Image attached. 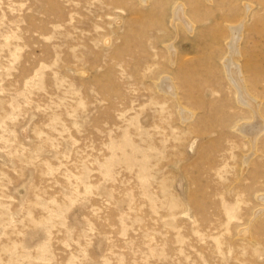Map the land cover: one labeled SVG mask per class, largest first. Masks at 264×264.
<instances>
[{
	"label": "rangeland",
	"instance_id": "374dc122",
	"mask_svg": "<svg viewBox=\"0 0 264 264\" xmlns=\"http://www.w3.org/2000/svg\"><path fill=\"white\" fill-rule=\"evenodd\" d=\"M207 2L0 0V264H264V132L223 68L241 28L264 123V0Z\"/></svg>",
	"mask_w": 264,
	"mask_h": 264
},
{
	"label": "bare ground",
	"instance_id": "6f19581e",
	"mask_svg": "<svg viewBox=\"0 0 264 264\" xmlns=\"http://www.w3.org/2000/svg\"><path fill=\"white\" fill-rule=\"evenodd\" d=\"M144 1H146V0H144ZM206 1L209 2L211 0H206ZM249 8H250V6H248V9ZM181 14H182V10H180V11L178 10L177 12H175L174 18L176 20H178V21L179 20L181 21V18H182ZM185 17L187 18L186 15H185ZM176 20H173V21L175 22ZM187 20H189V18ZM244 20H245V18H244ZM193 26H194V24H192V21H191L190 27L187 28V29H189L188 31L193 29ZM228 28H229L228 30H230L229 31L230 32V34H229L230 35V37H229L230 40L226 44H227V51H228L227 55L230 56V57L223 61V68H224L227 80L229 81L230 85L233 87V89L235 91V96H236L237 103L241 107H244L245 109H247L248 111L250 110L249 112L252 113V116L250 115L251 116L250 120L240 124L239 126H237L236 131L238 133H240L241 135H244L248 139V141L250 143H253V145H255V142H256L257 138H259L258 137L259 133L264 132V123H263V121L261 122V120H259L260 118H258L261 114L257 117V114L260 113L259 112V106H260L259 104L260 103L259 102L255 103V102H253V100L251 101V98L246 95L249 92L248 91V87H246L247 84H245L246 80L243 82V78H242L243 74H240V70L237 69V67L234 65L233 60H232V58L235 55L239 56L238 51H237V45H238V40L240 38V35H242L241 32H240L241 28H232L231 26L228 27ZM184 30H186V29H184ZM189 33H191V32H189ZM167 80L168 79L166 78V81ZM164 83L165 82L163 81L161 84L157 85V88L159 89V91L161 93L167 92V85L164 84ZM249 94H250V92H249ZM170 96L175 97V92L171 93ZM180 114H181L182 119L184 121L192 117V114L190 116H188V113L185 112L184 110L181 111ZM253 118H254V122L252 123L251 121H252ZM245 164H246V162H245ZM260 199L261 200L263 199L262 203L264 204V196L261 197Z\"/></svg>",
	"mask_w": 264,
	"mask_h": 264
}]
</instances>
